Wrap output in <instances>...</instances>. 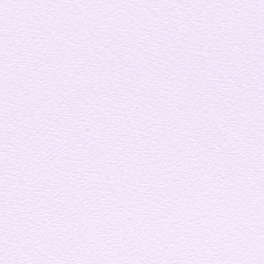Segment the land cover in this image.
<instances>
[{
    "label": "snow or ice",
    "instance_id": "snow-or-ice-1",
    "mask_svg": "<svg viewBox=\"0 0 264 264\" xmlns=\"http://www.w3.org/2000/svg\"><path fill=\"white\" fill-rule=\"evenodd\" d=\"M0 264H264V0H0Z\"/></svg>",
    "mask_w": 264,
    "mask_h": 264
}]
</instances>
